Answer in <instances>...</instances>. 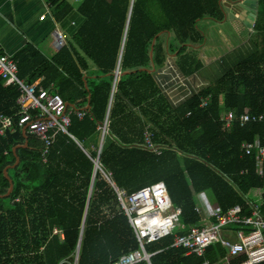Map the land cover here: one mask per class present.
Masks as SVG:
<instances>
[{"label":"trees","instance_id":"16d2710c","mask_svg":"<svg viewBox=\"0 0 264 264\" xmlns=\"http://www.w3.org/2000/svg\"><path fill=\"white\" fill-rule=\"evenodd\" d=\"M47 1L60 23H74L69 48H62L55 61L72 73L64 76L44 58L36 61L26 48L14 58L19 78L27 77L32 85L44 77V87L53 82L54 93L86 115H71L68 131L73 138L60 134L46 163L41 139L29 132L24 136L17 124L0 136L3 195L11 186L4 169L16 162L13 149L28 144L17 149L20 165L9 170L13 194L0 198V264H75L81 233L77 264H114L139 249L126 214L106 212L111 201L117 207L119 201L112 183L101 170L96 172L97 160L115 186L128 194L165 182L174 207L182 210L183 227L177 234L201 222L198 194L208 195L223 213L240 207L249 215V205L260 204L264 214V177L256 173L254 156L242 153V146L257 137L264 147V122L241 126L235 121L227 128L221 119L224 111L236 116L264 113L262 2L254 27L261 40L258 53L174 108L155 74L142 69L158 70L177 53L182 72L196 73L199 62L190 49L206 40L198 24L205 18L224 19L220 0ZM206 3V13L199 12ZM19 97L16 87L0 79V117L18 113ZM207 99L208 107H202ZM146 133L161 149L160 156L145 143ZM174 240L171 235L146 248L156 254L151 264H222L227 257L220 245L211 246L204 259L185 256L173 248ZM246 259L240 256L230 264Z\"/></svg>","mask_w":264,"mask_h":264},{"label":"built area","instance_id":"2783aa9c","mask_svg":"<svg viewBox=\"0 0 264 264\" xmlns=\"http://www.w3.org/2000/svg\"><path fill=\"white\" fill-rule=\"evenodd\" d=\"M54 40L57 49L65 45L61 34H57ZM0 79L16 87L20 93L17 101L18 113L15 116L0 117V136H5L8 129H13L16 124L19 127H25L27 132L41 139L43 143L41 156L46 163L57 137L60 134L71 137L68 131L71 115L76 114L79 118H84L86 112L68 111L67 103L58 94L42 86L28 85L19 78L18 62L12 57L1 54ZM208 105L207 99L202 107H208ZM221 119L227 128L235 121L244 126L248 123L264 122V113L236 116L229 112L222 113ZM107 127L108 123L105 126V133H107ZM145 142L153 153L158 156L162 154L161 149L152 144L151 134L146 133ZM242 153L245 157L254 156L256 173L263 178L264 147L261 146L259 138L257 137L252 143L244 144ZM101 171L112 183L119 201L118 210L123 211L128 217L139 246L137 251L122 256L114 264H151V258L156 254H148L146 248L171 235L175 237L173 248L182 249L185 256L204 259L211 246L220 245L228 251L227 257L221 261L222 264L230 263L231 260L240 256L247 258L241 264L264 262L262 205H249V215L244 214L240 207L232 208L227 213L207 207L208 217L204 216L203 223L191 226L184 234H177L176 229L183 227L180 223L182 210L174 207L165 182H156L128 194L115 186L111 174L105 171L103 165H101ZM58 232L55 229V233ZM223 233H230L233 237L235 235L237 242L231 241L229 237L224 239ZM61 236L63 239V234ZM203 264L212 263L204 261Z\"/></svg>","mask_w":264,"mask_h":264},{"label":"crops","instance_id":"0c3cea01","mask_svg":"<svg viewBox=\"0 0 264 264\" xmlns=\"http://www.w3.org/2000/svg\"><path fill=\"white\" fill-rule=\"evenodd\" d=\"M228 2L229 0H220L219 2V11L224 16L223 20L218 21L214 18L201 19L198 24V29L201 31L200 26L204 24L205 21L207 25L212 27L218 28L229 26L235 34L241 36L242 43L240 45H236L232 49H229L225 56L212 58L208 55L205 48L209 45L210 41L207 35L201 31L206 38L205 43L193 46L190 49V52L193 54L195 51H200L199 57L196 58L199 62V69L196 73L187 76L182 72L181 68L175 61L177 53L172 56H168L165 64L160 69L156 70V68H153V72L150 70L155 74V80L172 107H179L185 100L199 94L206 87L211 86L215 83V81L221 79L235 66L248 59L251 55L258 53L261 40L255 34L254 28L250 29L237 17L230 18L228 15L231 14L232 11H226V5ZM198 9L199 12L206 13L208 4L206 3L203 8ZM71 26H74L73 21H71V23L64 24L57 20L54 8L47 0H0V54L15 58L24 49L29 48L27 56L33 57L38 62L41 61V58H44V60L52 63V65L57 68L58 72H61L64 76H66V74L72 73V70H68V72L65 71L63 65L59 64V61H55L57 57L61 56L62 48H69L71 40ZM57 34H61L65 43L61 49L56 48L54 38ZM209 48H211V44ZM88 64L90 68H95V66H92L89 63V60ZM118 70L121 74L120 66ZM87 77L89 76L85 75L84 78ZM22 80L27 82V77ZM44 81L45 78L42 77L35 81L32 85L44 87ZM115 82L117 86L118 80ZM54 87V83L49 82L48 87L44 88L54 92ZM67 104L70 103L67 102ZM73 105L76 107L75 104ZM89 105H91V103L87 105V110ZM75 107L67 108L68 111H80V109H75ZM71 138L73 137L71 136ZM104 142L105 139L104 141L102 140L101 149H103ZM197 201L200 203L198 210L202 215V219L199 224L203 223L204 216L206 218L208 217L207 207L211 210H221V208L213 204L208 195L204 193L197 196ZM226 234H229L228 237L231 241L234 240L233 242H237V237L235 235L233 237L230 233Z\"/></svg>","mask_w":264,"mask_h":264},{"label":"water","instance_id":"95a60500","mask_svg":"<svg viewBox=\"0 0 264 264\" xmlns=\"http://www.w3.org/2000/svg\"><path fill=\"white\" fill-rule=\"evenodd\" d=\"M260 2H262L264 4V0H232V1L229 0L228 4L226 5V7H227L226 11L227 12L232 11L231 14L228 15L230 18L237 17L240 20H242L243 23L247 27H249L250 29H253L254 26H255L257 17H258V12H259V9H260ZM162 34L163 33H160L158 36H156L154 38V41H153V44H152V47H151V56H153L155 42H156L157 38L160 35H162ZM142 70L150 71L149 69H142ZM151 71L153 72L154 69H152ZM119 76H120V72L118 70L116 72V81L118 80ZM115 87H116V82H115ZM115 87H114V92H115ZM67 107H75V106L73 104H67ZM88 110L89 111L91 110V105L88 106ZM22 133L24 134V136H27V129L25 127L22 129ZM104 139H105V135H104L103 141H104ZM27 145L28 144L26 142L24 145H19V146L15 147L13 149V152H14V154L16 156V162H15L14 165L7 166L4 169V175L10 181L11 186H10V189H9L7 194L3 195V194L0 193V198H8V197H10L13 194V192L15 190V182H14L13 178L10 176L9 170L13 169V168H16L17 166L20 165L21 158H19L18 155H17V149L19 147H27ZM99 161L100 160L96 161V172L98 170H101V165H100ZM139 221H141V219H139ZM83 234L84 233H81V236H80V241H79V244H78V251H77V254H76V258H75V264L78 263L81 241H83Z\"/></svg>","mask_w":264,"mask_h":264},{"label":"rangeland","instance_id":"374dc122","mask_svg":"<svg viewBox=\"0 0 264 264\" xmlns=\"http://www.w3.org/2000/svg\"><path fill=\"white\" fill-rule=\"evenodd\" d=\"M68 2L72 4H78L80 0H67ZM200 29L202 32H204L210 43L206 48V52L208 55H210L212 58H216L218 56H225V54L228 52L229 49H232L236 45H240L242 43L241 36L238 34H235V32L228 26V27H212L206 24V21L204 24L200 26ZM68 38V36H67ZM211 44V48H209ZM196 58L199 57L200 51L194 52ZM176 63L180 66V58H175ZM89 63L93 65L92 62L89 61ZM222 113H229L227 111H224ZM262 123V122H261ZM114 200L111 201L109 207L106 208L107 214L111 213L112 210H118L117 205L115 204ZM114 205V206H113ZM197 205L200 206L199 201H197ZM202 211V208H201ZM228 235L226 233H223L224 239H228Z\"/></svg>","mask_w":264,"mask_h":264}]
</instances>
